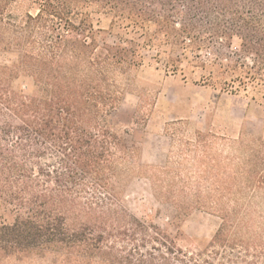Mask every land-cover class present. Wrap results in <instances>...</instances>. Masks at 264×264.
Listing matches in <instances>:
<instances>
[{
	"label": "trees",
	"instance_id": "1",
	"mask_svg": "<svg viewBox=\"0 0 264 264\" xmlns=\"http://www.w3.org/2000/svg\"><path fill=\"white\" fill-rule=\"evenodd\" d=\"M18 1L0 0V55H19L10 67L0 63V199L16 215L0 225V264L38 250L61 253L65 264H264V219L253 207L264 193V141L239 143L248 156L228 167L211 153L214 136L198 131L185 140L184 123L170 124L180 159L193 158L195 167L152 170V189L178 217L192 209L217 214L222 223L207 243L111 208L117 178L138 150L109 119L142 46L100 49L94 29L83 35L80 28L88 22L80 10L96 4L114 26L154 22L157 48L187 39L196 48L207 31L221 41L237 38L234 77L225 86L256 102L264 100V0H28L38 13L16 19ZM24 72L33 80L29 92L17 85Z\"/></svg>",
	"mask_w": 264,
	"mask_h": 264
},
{
	"label": "rangeland",
	"instance_id": "2",
	"mask_svg": "<svg viewBox=\"0 0 264 264\" xmlns=\"http://www.w3.org/2000/svg\"><path fill=\"white\" fill-rule=\"evenodd\" d=\"M38 9L33 2L20 0L11 13L22 19L28 14L36 15ZM80 11L88 20L86 26L80 27L83 35L93 28L100 49L107 44L134 45L131 42L142 46L140 66L122 82L121 101L109 119L114 131L138 150L135 161L130 167H123L117 178V194L111 208L125 212L129 221L135 219L172 236L183 234L187 239L211 241L222 219L199 209L178 217L172 204L155 197L150 175L152 170L163 167H195L193 158L180 159L179 144L170 135L172 123H184L185 140L194 138L198 131L214 136L210 139L211 153L228 167H241L240 163L248 156V152L239 149V143L264 141V100L251 102L243 92L235 93L225 86L233 80L229 66L237 60L240 41L237 38L221 41L215 32L207 31L197 35L199 48L191 49L188 39L183 46H172L160 34L157 38L165 44L157 48L150 43L158 32L154 22L146 21L139 26L124 22L114 26L113 15L96 4ZM18 58L17 52L1 53L0 63L10 67ZM244 63L248 65L250 60ZM17 85L29 92L33 80L24 72ZM242 198L245 204L251 202L249 194H243ZM254 200L256 216L264 219V193ZM15 216L12 208L0 199V225L13 223ZM1 264H65V261L59 252L38 250L27 257H4Z\"/></svg>",
	"mask_w": 264,
	"mask_h": 264
}]
</instances>
